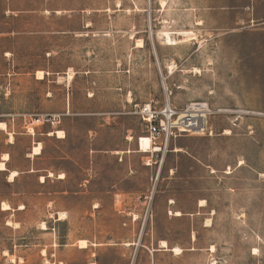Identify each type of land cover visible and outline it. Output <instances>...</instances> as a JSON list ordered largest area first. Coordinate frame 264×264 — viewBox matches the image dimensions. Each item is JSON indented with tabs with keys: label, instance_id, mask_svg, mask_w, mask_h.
<instances>
[{
	"label": "rangeland",
	"instance_id": "374dc122",
	"mask_svg": "<svg viewBox=\"0 0 264 264\" xmlns=\"http://www.w3.org/2000/svg\"><path fill=\"white\" fill-rule=\"evenodd\" d=\"M161 78L214 114L148 167L133 105L163 104ZM43 114L66 138L32 160ZM0 122V264H264V0H0Z\"/></svg>",
	"mask_w": 264,
	"mask_h": 264
},
{
	"label": "built area",
	"instance_id": "2783aa9c",
	"mask_svg": "<svg viewBox=\"0 0 264 264\" xmlns=\"http://www.w3.org/2000/svg\"><path fill=\"white\" fill-rule=\"evenodd\" d=\"M161 84L163 104L158 105V103L151 101L133 105L134 113L139 116L141 124L144 125L146 137L150 140V148L143 150L140 148V140L144 136L137 138L138 150L140 153L146 154L147 160L144 161V165L148 167H151L153 159L163 156L168 151V143L171 138H175L181 133L192 134L197 132L204 125V115L206 113L209 116L214 114L204 102H189L183 108H177L169 100L163 78H161ZM236 119L231 121L232 126H235L234 121ZM45 123L54 124L55 117L48 114L28 115L23 117L22 125L25 132L33 135L34 128ZM207 133H211L210 126Z\"/></svg>",
	"mask_w": 264,
	"mask_h": 264
},
{
	"label": "bare ground",
	"instance_id": "6f19581e",
	"mask_svg": "<svg viewBox=\"0 0 264 264\" xmlns=\"http://www.w3.org/2000/svg\"><path fill=\"white\" fill-rule=\"evenodd\" d=\"M161 3H163V1H161ZM164 35V39H165V41H166V43L167 44H169V45H175L176 44V41H175V39H173L171 36H170V34H169V32H164L163 33ZM179 35H181L182 37H183V39L184 38H188V36H189V34H188V32H186V31H181V32H179ZM185 40V39H184ZM183 40V41H184ZM138 44H137V46L138 47H141L142 46V41L141 40H139L138 42H137ZM166 69L168 70V72L169 73H172L174 70H175V64H173V63H171V64H167L166 65ZM193 71L194 72H199V70L197 69V68H194L193 69ZM68 75H67V79L69 80V79H71V77H72V74L69 72V73H67ZM42 72H39V78L41 79L42 77ZM128 97H129V99H128V101L130 102L131 101V98H130V95H128ZM208 114V113H207ZM208 118H209V115H208ZM5 128H6V124L4 123V122H0V130H5ZM56 133V135L58 136V137H62L61 136V133L62 132H60V131H57V132H55ZM197 132H195V133H193V134H196ZM207 133V132H206ZM11 134V133H10ZM9 134V135H10ZM205 134V133H204ZM128 139H131L130 137L128 138ZM9 142L10 143H12L13 142V137L10 135V138H9ZM140 148L141 149H143V150H146V149H148V148H150V140H149V138L148 137H146V136H144V137H142L141 138V140H140ZM40 153V146H36V147H34L33 149H32V151H31V153H29L28 155H37V154H39ZM116 153H120V152H116ZM5 157H7V159H5ZM8 160V156H7V154H3L2 155V157H1V160H0V171H5L6 170V167H5V162ZM242 163H243V161H239V165H242ZM227 173H230V169L228 168L227 169V171H226ZM17 172L16 171H10L9 172V174H8V181H12L16 176H17ZM49 175H51V174H49ZM60 177H62V175H59V178ZM43 180V177H41V181ZM199 206H204L205 205V201L204 200H200L199 201V204H198ZM5 206H7V207H5ZM1 209L2 210H9L10 209V207H9V205L7 204V203H2L1 204ZM173 215H175V216H178V215H180V212L179 211H175L174 213H173ZM64 214L63 213H59V220H62L63 218H64ZM207 222H208V220H206ZM6 225L7 226H12V223L10 222V221H7L6 222ZM205 225V224H204ZM207 226V225H206ZM192 239H193V237H192ZM77 246H78V248H80V249H85V248H87V241L86 240H78L77 241ZM159 247L160 248H164V249H167V242L165 241V240H160L159 241ZM210 250L211 251H213V246H211V248H210ZM170 251L171 252H173L174 254H180L181 252H182V250L179 248V247H177V246H174V247H172V248H170ZM42 253L44 254V250H42ZM10 261L11 262H13L14 260H13V257H11L10 258Z\"/></svg>",
	"mask_w": 264,
	"mask_h": 264
},
{
	"label": "crops",
	"instance_id": "0c3cea01",
	"mask_svg": "<svg viewBox=\"0 0 264 264\" xmlns=\"http://www.w3.org/2000/svg\"><path fill=\"white\" fill-rule=\"evenodd\" d=\"M166 68V67H165ZM105 79H104V81H106V80H108V79H106V77H104ZM126 93H129L128 95H130V98H131V101L133 102V101H135V99L133 98V94L131 93V90H127V92ZM129 104V101L127 100V101H125V102H123V107H125V106H127ZM25 117V116H24ZM22 123H23V120H22ZM57 131H60V132H62L63 133V137H58L57 135H56V133L55 132H57ZM27 134H29V133H27ZM9 135V134H8ZM209 135H211V134H209ZM227 135V134H226ZM31 136V147H30V151H32V149L34 148V147H36V146H40V153L39 154H37V155H28L29 156V158H31L32 160H40V159H43L44 157H42V155H43V152H44V147H43V143H44V139H42V137H44V138H55L57 141H60V140H63V139H65L66 138V133L64 134V130H63V128L62 127H60V126H58V125H53V126H49L48 124H42V125H39V126H37V127H35L34 128V130H33V135H30ZM13 137V136H12ZM131 138V137H130ZM127 140H131V139H128L127 138ZM10 143V142H9ZM13 143V142H12ZM177 150L179 149V148H176ZM31 153V152H30ZM56 158H58V159H60V160H70V161H72V162H74L73 161V159H72V157H70V156H68V154H65L64 156H61V157H56ZM145 158L146 157H142L141 158V160H142V163L144 164V161H145ZM7 162V161H6ZM6 162H5V167H6ZM243 165V164H242ZM242 165H239L238 164V166H242ZM237 166V167H238ZM43 170V168H31L30 170H27L26 172L27 173H38L39 171H42ZM53 170V169H52ZM10 171H17V170H9L7 167H6V170L5 171H0V172H6V180H7V182L9 183V184H11V183H14L15 182V178H17L18 176H19V172L17 171V176L12 180V181H8V179H7V176H8V174H9V172ZM46 171H48V170H46ZM54 172L56 171L55 169L53 170ZM49 174H51L52 175V173L51 172H49L48 174H44V176H38V178L40 179V177H43V180L41 181L42 183H45V181L48 179V176H49ZM63 174V173H62ZM59 178V177H58ZM64 178V177H63ZM63 178H59V179H63ZM2 203H7L8 205H9V207H10V209L9 210H2L1 208V212H7V211H11V210H13V208H12V205H11V203L8 201V200H3L2 201ZM20 206L19 205H16V210H18V209H21V208H19Z\"/></svg>",
	"mask_w": 264,
	"mask_h": 264
},
{
	"label": "snow or ice",
	"instance_id": "6c2138e0",
	"mask_svg": "<svg viewBox=\"0 0 264 264\" xmlns=\"http://www.w3.org/2000/svg\"><path fill=\"white\" fill-rule=\"evenodd\" d=\"M5 159H7V157H5ZM5 207H7V206H5Z\"/></svg>",
	"mask_w": 264,
	"mask_h": 264
}]
</instances>
